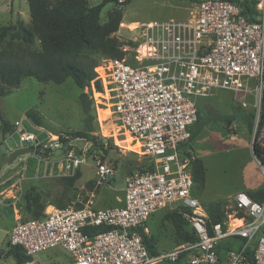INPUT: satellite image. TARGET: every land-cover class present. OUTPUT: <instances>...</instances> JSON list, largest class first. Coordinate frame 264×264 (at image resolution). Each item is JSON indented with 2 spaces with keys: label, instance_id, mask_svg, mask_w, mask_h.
<instances>
[{
  "label": "built area",
  "instance_id": "obj_1",
  "mask_svg": "<svg viewBox=\"0 0 264 264\" xmlns=\"http://www.w3.org/2000/svg\"><path fill=\"white\" fill-rule=\"evenodd\" d=\"M186 1L195 8L192 19L136 22L131 28L136 45L122 46L127 56L106 57L97 67L96 78L108 91L113 116L133 143L154 160V169L126 177L120 205L95 208L94 191L83 186L88 196L83 207L55 206L41 218L19 219L9 231L11 246H21L32 257L62 247L71 264H153L164 255L152 256L144 240L150 217L163 209L185 207L196 241L169 252L173 261L191 250L186 264H248L247 251L252 248L254 263L264 264V201L237 190L230 215L240 222L230 230L225 223L210 228L207 210L193 192L196 157L181 151L198 120V98L228 92L239 98L243 109H251L256 129L260 127L251 146L254 149L258 143L264 156V123L260 126L264 0H250L254 18L244 13L245 0ZM33 127L26 116L14 121L8 134L14 149L34 146L35 152L29 154L46 156L49 150L66 148L62 168L71 173L91 157V139L66 136L62 143L58 136L49 139ZM75 141L81 142L78 148ZM115 172L114 165L98 161L95 185L109 186ZM96 226L111 228L96 234L87 231Z\"/></svg>",
  "mask_w": 264,
  "mask_h": 264
},
{
  "label": "rangeland",
  "instance_id": "obj_2",
  "mask_svg": "<svg viewBox=\"0 0 264 264\" xmlns=\"http://www.w3.org/2000/svg\"><path fill=\"white\" fill-rule=\"evenodd\" d=\"M102 1L89 0L88 2L90 5H96ZM114 11L122 14V21L114 36L126 42L125 44H129V41H134L136 38L135 30H131L136 26V22L146 23L169 19L187 21L194 17L195 8L186 0H113L102 9L101 22H106ZM4 25L16 26L4 41H0V50L21 53L23 50L40 49L38 40L32 44H26L14 36L13 34L18 31L16 29L17 20L10 13L0 11V27ZM93 57L102 62L107 56L99 52ZM84 92L89 100L87 109L83 108L80 99ZM108 97V91L104 87L102 91L97 90L94 81L90 86L82 89L71 77L66 78L60 84L40 82L33 77H24L16 86H9L0 79V112L12 126L15 120L26 116L28 109H34L41 115L44 125L38 126L32 122L33 128L46 134L49 139H54L56 136L72 138L70 133L76 131L84 132L91 137V157H87L75 173L67 172L62 168L61 160L66 154V148L62 147L53 149L47 157L36 153L25 154L18 157L12 164L0 167V264H17L15 258L8 253L9 231L19 219L32 216L25 208L28 192L39 195L45 203L65 202V204L78 205L87 202L88 196L83 188L86 186L88 189L90 187L89 191L92 188L96 193L95 207L98 201V205L101 203L103 206H113L120 203L119 197L124 195L122 189L125 186V179L130 175L123 170L124 165L132 167V173L141 171L143 163L144 167L148 166L145 151L141 150L137 143H133L130 135L122 129L113 116L112 104ZM238 99L228 92L214 94L209 98H198L199 110L204 113L207 127L233 136L230 143L233 147L232 151L238 152L239 148L242 151L241 147H246L250 151L254 139L259 136L260 127L256 129L254 123L251 129L245 123L244 116L252 111L243 109ZM235 112L239 117L234 122H228L225 115ZM11 130L4 134V142L9 152L15 148L13 140L8 137ZM204 131L202 130L200 139ZM233 134H238V136ZM94 137L97 138V142H93ZM75 144L78 148L81 142L75 141ZM100 144L104 147H100ZM185 145L181 146L183 151ZM224 145L227 147L226 143ZM105 149L108 152H105ZM214 149L211 155L224 159V155L218 152L221 150L220 141L215 142ZM46 161L49 163V168L46 167ZM98 161L108 162L116 168L109 186L97 187L93 183L96 178ZM242 161L240 158L234 161L229 157L221 167L211 168L207 172V180L203 189H199L197 185L194 186V195L205 200L222 199L227 208L233 207L225 188L237 186L243 181V176H241L243 168L249 171L254 168L253 162ZM78 171H81L80 177L76 179L73 186L69 185L68 178L75 176ZM113 178L116 180L115 184L112 182ZM109 187L110 191L106 189ZM52 209L50 207L48 211ZM46 211L45 209L44 213ZM170 211L169 209L159 211L155 216L161 215V217H157L153 224L149 223L150 234L155 239L157 250L159 254L164 255V259L155 261L153 264H186L189 258L188 255L183 254L176 263L168 257L169 252L191 245V242L182 243L176 235L172 221L167 218ZM230 223L232 224V221ZM71 262V257L64 248L55 247L37 253L31 262L25 264H71Z\"/></svg>",
  "mask_w": 264,
  "mask_h": 264
},
{
  "label": "trees",
  "instance_id": "obj_3",
  "mask_svg": "<svg viewBox=\"0 0 264 264\" xmlns=\"http://www.w3.org/2000/svg\"><path fill=\"white\" fill-rule=\"evenodd\" d=\"M27 1L31 15L30 24L25 25L22 20H18L16 28L18 31L13 35L20 38L26 44H32L38 40L40 49L23 50L21 53L0 50V79L9 86H16L21 83L24 77H33L40 82H55L57 84L71 77L82 89L90 86L94 81L96 89L102 91L103 84L96 78L97 72L95 71V68L100 62L97 58L93 57V55L100 52L112 58H125L127 56V52L122 49V46L126 42L114 36V33L118 31L122 21L121 12L114 11L104 23L100 20L102 9L108 2L113 0H103L96 5H90L88 2L89 0ZM244 13L254 18L255 9L252 1L245 0ZM15 26L16 25H4L0 27L1 42L4 41L9 33L14 31ZM128 43L130 45H136L133 41H129ZM129 61L135 64L132 58H129ZM80 99L83 108L87 109L89 103L87 94L85 92L82 93ZM26 116L34 124L38 126L44 125L41 115L34 109H28L26 111ZM238 117L239 115L236 112L225 115V118L230 123ZM253 117V113L244 116L245 123L251 129L254 124ZM204 118V113H201L199 110L198 120L192 128L191 140L206 125L207 120ZM0 122V129L4 131V134H7L8 131L12 129V124L2 116L1 112ZM263 123L264 92L260 126ZM70 135L91 139L88 134L80 131L71 132ZM60 139L62 143H65L67 140L64 137ZM93 142H97V138L94 137ZM100 147H104V145L100 144ZM51 152L52 150H49L45 155L48 156ZM105 152H108V150L105 149ZM254 154L258 156L264 164V156H262V150L258 143L255 144ZM146 157L149 164L144 167L143 163L141 171L154 169V160L148 155H146ZM132 169L133 168L128 165H124L123 168V170L129 174L132 173ZM192 174L194 182L197 183L199 187H203L206 179V169L202 159L195 158L193 160ZM80 175L81 171H78L75 176L69 177V185L73 186ZM93 183L95 184V181ZM88 190H90V187ZM91 191H93L92 188ZM247 193L256 201H264V187L256 191L248 190ZM48 204L51 203H45L37 194L28 192L26 195L25 208L27 212L32 215L30 218H41L45 216L46 212L44 213V211ZM54 204L57 207L69 205L67 203L65 204V202H61L60 204L55 202ZM84 205L85 204L79 203L76 206L83 207ZM205 208L209 216L210 228L213 224L220 223L224 225V223L228 222V215L235 209L234 206L227 208L226 203L222 200L211 202L205 205ZM188 212V208L180 207L171 210L167 215V218L172 221L174 231L182 243H194L196 241V235L185 217ZM237 214L241 216L242 212L239 211ZM110 228L109 226H96L87 229V231L96 234ZM143 236L151 255H159L154 237L145 233H143ZM8 253L15 258L17 264H25L33 260V257L28 255L26 251L18 245H10ZM191 253V250H188L183 254L189 255ZM252 254L253 250L251 248L247 251L249 257L248 264H255L252 260ZM179 259L174 262L178 263Z\"/></svg>",
  "mask_w": 264,
  "mask_h": 264
},
{
  "label": "crops",
  "instance_id": "obj_4",
  "mask_svg": "<svg viewBox=\"0 0 264 264\" xmlns=\"http://www.w3.org/2000/svg\"><path fill=\"white\" fill-rule=\"evenodd\" d=\"M0 11L10 13L12 15V17L15 18V20H17V21L22 20L25 25L30 24L31 15H30V8H29V4H28L27 0H0ZM27 17H28V20H27ZM202 130H205V131H204L203 136L200 139L199 136L201 135ZM234 136H238V134H236ZM232 137L233 136H230L227 133L224 134L223 131H221V130H216L214 128L207 127V125H205L201 129V131L192 140H190L189 142L186 143V145L184 146L185 147L184 151L181 148V151L183 154H186L187 152H191L195 155L196 158L202 159L204 166H205V169H206V177H205L206 179H205L204 186H205L206 180H207V172L213 167H217V166L221 167L223 164H225L224 161L228 160L229 157L231 158V160H234V161L237 159L239 160V158H240V161H242V158H243L242 162H244V161L253 162L254 168L251 171H249L247 168H243V170H242L243 174H241V176H243V181L240 184H238L237 186H232V187L227 186L225 188V191L228 192L227 197L231 201H232V195L237 190L256 191V190L264 187V170L262 169V167L258 163V161L255 157V154L253 153V149H250V151H249V150H247L246 147H241V148H243V149H241L242 151H240V148H239L238 152H235V150L232 151L231 149H233V147L230 146V143L232 141ZM216 141H220V149L221 150H219L218 152L220 154L224 155V159H221V158L218 159V158H215L216 156L213 157L211 155V153H214L213 150H215L214 148H215V142ZM225 143L227 144V147L224 145ZM230 150L232 151V155H231ZM222 152H224V154ZM230 164H231V162H230ZM46 167L49 168V163L47 161H46ZM112 182L115 184L116 180L113 178ZM125 185H126V182H125ZM196 185H197V183H195V186ZM197 187L199 189H203V187H199L198 185H197ZM103 189H105V187ZM106 189L108 191L111 190L110 187L106 188ZM122 190L124 191V195H125V186ZM94 193H95V191H94ZM124 195H123V197H119L120 203L117 205H120L122 203V199L124 198ZM95 197H96V193H95ZM198 199L200 200V202L202 204L204 203L203 204L204 206L211 203V202L222 200V199L205 200L202 198H198ZM98 203H99V201H98ZM98 203H96L95 208L111 207V206H103V205H101V203L98 205ZM48 205L46 207L47 211L49 210L50 207L51 208L55 207L54 203H51L49 206ZM113 206H116V205H113ZM157 213L152 215L148 221V228H149V234L148 235H151L149 223L153 224L155 222V220L157 219V217H161V215L155 216Z\"/></svg>",
  "mask_w": 264,
  "mask_h": 264
},
{
  "label": "water",
  "instance_id": "obj_5",
  "mask_svg": "<svg viewBox=\"0 0 264 264\" xmlns=\"http://www.w3.org/2000/svg\"><path fill=\"white\" fill-rule=\"evenodd\" d=\"M4 136H5L4 131L0 130V153H1L0 167L6 164H12L14 161L18 159V157L22 155L35 152L34 146L19 147L9 152L4 142ZM253 153H254V149H253Z\"/></svg>",
  "mask_w": 264,
  "mask_h": 264
},
{
  "label": "bare ground",
  "instance_id": "obj_6",
  "mask_svg": "<svg viewBox=\"0 0 264 264\" xmlns=\"http://www.w3.org/2000/svg\"><path fill=\"white\" fill-rule=\"evenodd\" d=\"M232 220L233 219L231 218V215L229 214V221L225 223L226 224V228L228 230L234 228V226H236L240 222L239 220H236V221H234V220L232 221ZM231 221H232V224L230 223Z\"/></svg>",
  "mask_w": 264,
  "mask_h": 264
}]
</instances>
